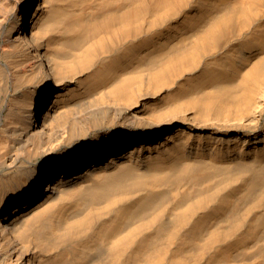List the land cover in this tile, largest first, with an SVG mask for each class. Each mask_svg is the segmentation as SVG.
Wrapping results in <instances>:
<instances>
[{
  "label": "bare ground",
  "instance_id": "obj_1",
  "mask_svg": "<svg viewBox=\"0 0 264 264\" xmlns=\"http://www.w3.org/2000/svg\"><path fill=\"white\" fill-rule=\"evenodd\" d=\"M0 264H264V0H0Z\"/></svg>",
  "mask_w": 264,
  "mask_h": 264
}]
</instances>
